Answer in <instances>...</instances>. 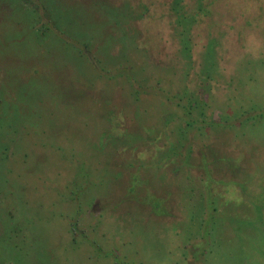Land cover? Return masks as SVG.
Masks as SVG:
<instances>
[{
  "label": "rangeland",
  "instance_id": "1",
  "mask_svg": "<svg viewBox=\"0 0 264 264\" xmlns=\"http://www.w3.org/2000/svg\"><path fill=\"white\" fill-rule=\"evenodd\" d=\"M24 1L0 0V64L9 63L0 68V145L11 149L7 158L0 147L1 261L264 264L251 255L256 242L236 237L242 196L227 184L229 163L247 170L239 180L251 190L253 176L264 177V0H204L201 10L186 0L197 16L190 67L172 0ZM126 5L145 19L115 26ZM210 46L216 72L206 80ZM121 68L143 89L139 101ZM186 89L200 103L190 116L184 101L166 100ZM136 135L138 148L127 150ZM205 147L229 162L216 154L210 163ZM223 164L226 184L203 170ZM203 221H216L204 240Z\"/></svg>",
  "mask_w": 264,
  "mask_h": 264
},
{
  "label": "trees",
  "instance_id": "2",
  "mask_svg": "<svg viewBox=\"0 0 264 264\" xmlns=\"http://www.w3.org/2000/svg\"><path fill=\"white\" fill-rule=\"evenodd\" d=\"M203 1L204 0H197L200 10L202 8ZM24 2L29 3L30 0H26ZM186 4H187L186 0H172V2L170 4V10L177 17V19L175 20V23H174V25H175L174 31L177 33L179 42L182 45V48L180 49V53L185 58V64H187V66L190 67V66H192L191 31L194 28L195 23L197 22V16L196 15L195 16L187 15V13L185 11ZM122 10L125 11V14L123 13L121 15H115L116 18L121 17V20H116V19L114 20L115 26H119L120 24H124L127 26L130 21H135V22L142 21L146 17V13H141V12L137 11L136 9L131 8L129 5L128 6L126 5ZM106 13H109V11ZM28 14L32 17V15H34V11L31 9L28 11ZM33 19H35V18L32 17V20ZM51 20H52V18H51ZM124 20H125V22H124ZM32 24H34L33 21H32ZM43 24H45V23H42L41 24L42 26L35 29L36 32H34L36 34V36L39 38L42 36H45L46 33L48 32V31L42 30V27H44ZM47 30H49V29H47ZM14 62L15 61H12V64ZM3 67H5V70H6L7 68H9V63L7 62V64L6 65L4 64V66H2L0 64V68H3ZM202 68H203L202 73H204L206 75L203 77H206L205 78L206 80H211L213 78V74H215V72H216L215 52L213 50V46L209 47V51H208L207 57L205 58V63H204ZM121 70H124V69L121 68ZM124 73H127L130 84L132 85V87H134L135 92H134L133 96H134L135 100L139 101L141 98V94L143 92V89L141 87H139V85H137V80L129 72V70L127 72L124 70V72H122V74H124ZM4 74H5V71H4ZM2 81L3 80L1 79L0 83H2ZM150 90L156 91L157 93H159L161 91V89H150ZM180 95L181 96H178V95L174 96L171 94V97H169V96L166 97V100L169 103L174 104V102L176 101L175 98L178 97L179 100L182 102L184 101V103H183V105H181L180 103H178L177 105L182 106V108L184 109L185 114L187 116L192 115L193 112L200 107V103L195 98H193V94H191L189 92V90H187V89L184 93H181ZM0 96H1V89H0ZM31 112L35 118L39 117V119H40V116L41 117H42V115L44 116V114H42L40 112H36V110H33ZM260 117L263 118L264 113L261 114ZM166 126H168V123L166 124ZM185 126L189 128V127H192L193 125L190 122H188L187 120H185ZM8 131H9V133H8ZM8 131H6L8 134L15 133V129L13 127H10V130H8ZM140 138H141L140 136L136 135L135 137H133V139L127 140L126 143H124L125 145H127V150H129L131 148H135V144L137 141H139ZM140 140H142V139H140ZM124 144H120L119 146H121V145L125 146ZM179 145L183 146L184 144L182 143V141H179ZM0 147H1V149H5L6 152H4V154H6L7 158H8V156H11V149L7 143L1 144ZM173 147H175V146H173ZM137 148H138V146L134 150H136ZM166 152H173L167 156V158L165 159L166 162L167 161L168 162L173 161V159H174L173 157L178 156L176 153V150L174 148L172 150H169ZM201 153L203 154V157L207 156L209 158V162H210V160H214V156H216V154L219 155L220 157H222V160H221L222 162L226 161L225 156H227V155L221 154L220 152L216 151V149L214 150L213 147H205L204 149L201 150ZM4 159H6V158L1 157L2 161H4ZM184 159H188L189 162L186 163ZM184 159H182L181 164H184L185 166H187V165L191 166V164H193L191 162L192 157H191L190 153L188 154V156H185ZM201 162H202V160H201ZM226 162H229V161H226ZM230 164H231V175H230V179H229L230 182H227V184H229V185L231 184V185L236 186L240 190V193L242 196V202H240V204L235 205V207L233 209L234 214H235V221H238V223L241 221V223L239 224V227L236 228V232H237L236 237L242 238L241 234H244L246 236V242L249 240V243H251V245H252V242H256L254 245H256V244L257 245H256V247L254 246L251 255L253 257L255 255L253 260L256 258L257 262L264 263V177H263L264 173L261 172L263 174V176H262L263 178H260V179H259V177L253 176V178H258L259 184L255 190H251L248 187L247 181L243 182V181L239 180L241 177L246 178V176L248 175L247 170L242 165H237L236 163H235L236 165L232 164V163H229L228 165H230ZM202 165H203V162H202ZM202 165L200 167H203ZM224 165L225 164L219 166V168L218 167L217 168L212 167V165H208L206 169L203 167V170L206 173V175L211 174V172L214 171L213 175L216 178H221V179L226 178V180H228V177H223L224 176L223 175L224 174V168L228 166V165L227 166H224ZM185 166H182V168H184ZM257 175L260 176V174H257ZM135 179H133V180H135ZM224 179L218 180L219 183L226 184L223 182ZM134 183H135V181H134ZM253 183L256 184V182H253ZM71 184H73V182ZM135 190H136L135 187L134 188L130 187L128 191L134 192ZM243 198H245V200H243ZM215 209H216V207L214 206L212 208L211 212L213 213V211H217V209L216 210ZM220 214H221V212L219 214H217L218 216L216 215L215 218H218V219L222 218V216ZM222 214H224V213H222ZM215 222L216 221H203L202 222L203 224L205 223L206 228L204 229L203 234L199 235L202 237V238L200 237L201 239L204 240L205 238H211V235L213 233L209 229V225L211 223L215 224ZM236 224H237V222H236ZM201 227L202 226L200 224V228ZM239 228L241 230H239ZM3 251H5V247H4ZM207 252L208 251H206V253ZM259 257H260V259H257ZM1 260H4V259L0 258V264L11 263L10 261L8 262V261H1ZM252 262L253 261L251 259L250 260H244L242 262V264H251Z\"/></svg>",
  "mask_w": 264,
  "mask_h": 264
},
{
  "label": "flooded vegetation",
  "instance_id": "3",
  "mask_svg": "<svg viewBox=\"0 0 264 264\" xmlns=\"http://www.w3.org/2000/svg\"><path fill=\"white\" fill-rule=\"evenodd\" d=\"M3 150V149H2Z\"/></svg>",
  "mask_w": 264,
  "mask_h": 264
}]
</instances>
